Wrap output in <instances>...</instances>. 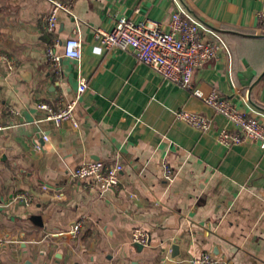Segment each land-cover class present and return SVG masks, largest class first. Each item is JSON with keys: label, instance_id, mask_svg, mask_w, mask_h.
<instances>
[{"label": "crops", "instance_id": "crops-1", "mask_svg": "<svg viewBox=\"0 0 264 264\" xmlns=\"http://www.w3.org/2000/svg\"><path fill=\"white\" fill-rule=\"evenodd\" d=\"M178 2L205 25L204 40L219 41L214 33L229 51L196 70L192 86L264 122V0H73L54 32L44 21L51 0H0V56L16 64L0 62V264H194L205 252L216 264H264V149L222 145L232 122L96 37L120 18L167 23ZM75 35L80 60L63 56ZM76 98L77 129L57 128L38 107ZM180 110L208 117L212 130L178 120ZM92 161L123 165L116 189L72 177ZM137 228L149 236L140 249Z\"/></svg>", "mask_w": 264, "mask_h": 264}, {"label": "built area", "instance_id": "built-area-1", "mask_svg": "<svg viewBox=\"0 0 264 264\" xmlns=\"http://www.w3.org/2000/svg\"><path fill=\"white\" fill-rule=\"evenodd\" d=\"M73 0H51V9L44 21L49 32H54L58 25V15L61 11L72 12ZM178 10L174 11L167 23L147 20L135 22L131 19L120 18L114 27L107 31L98 29L96 37L100 44L110 50L123 49L134 55L139 63H143L157 72L165 81L174 83L185 89H191L193 95L202 99L216 114L226 117L235 125L236 130H222L219 132L218 142L232 147L245 142L258 143L264 149V122L260 119L240 112L231 102L221 98L217 91L207 96L200 89L192 86L194 73L205 64L218 58L222 52L229 57L226 43L211 33L214 38L204 40L201 30H206L202 21L178 2ZM264 18V17H262ZM83 54V45L75 35L69 38L64 45L65 58L80 60ZM48 55L55 66L60 63V56L55 55L53 48ZM0 62H6L10 70L16 67L15 61L7 56H0ZM88 89V81L81 78L78 84L79 96ZM78 98L64 103L58 111H54L48 104H40V109L48 112V120L57 128L70 124L73 129L79 127L75 117ZM176 118L184 121L204 133L212 130V121L205 116L180 110L175 113ZM2 127L0 126V130ZM46 138V137H45ZM37 149L39 147L37 146ZM165 178L172 182L174 171L168 161L163 163ZM123 172L121 163L106 165L102 161L83 163L72 172V177L79 181L88 182L92 190L108 191L119 185L120 174ZM82 229V220L77 221L70 231V236L77 237ZM63 234V233H62ZM133 240L142 245L149 244V236L140 229L133 231ZM0 241V249L3 247ZM194 264H216L215 257L209 253H202L194 260Z\"/></svg>", "mask_w": 264, "mask_h": 264}, {"label": "water", "instance_id": "water-1", "mask_svg": "<svg viewBox=\"0 0 264 264\" xmlns=\"http://www.w3.org/2000/svg\"><path fill=\"white\" fill-rule=\"evenodd\" d=\"M134 247H135L136 249H140V248L143 247V245H141L140 243H136V244H134ZM177 252H178L177 247H173V254H177ZM27 264H30V263H27Z\"/></svg>", "mask_w": 264, "mask_h": 264}]
</instances>
